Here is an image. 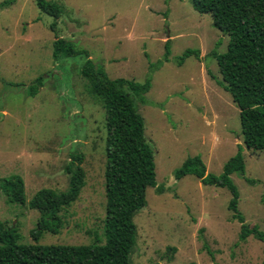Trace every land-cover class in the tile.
I'll return each mask as SVG.
<instances>
[{"label": "rangeland", "instance_id": "rangeland-1", "mask_svg": "<svg viewBox=\"0 0 264 264\" xmlns=\"http://www.w3.org/2000/svg\"><path fill=\"white\" fill-rule=\"evenodd\" d=\"M3 0H0V2ZM60 8L57 19L34 0L0 9V181L19 175L25 204L0 191V220L13 225L19 243L90 244L103 241L105 216V111L86 90L80 74L84 57H52L57 36L86 50L110 78L151 86L143 103L133 101L153 151L156 187L133 217L136 239L131 264H264V242L239 239L241 223L228 209L226 187L202 183L192 174L176 178L188 157L199 155L207 174L218 175L240 152L243 175L232 173L238 210L249 226L264 231V151L242 140L239 109L219 83L212 51L222 53L228 37L209 13L191 0H47ZM168 56L165 58V41ZM198 58L181 60L186 49ZM41 77L34 95L30 86ZM81 154L85 184L61 212L59 233L30 235L39 213L28 202L36 191L68 187L66 165ZM161 191H158V189Z\"/></svg>", "mask_w": 264, "mask_h": 264}, {"label": "trees", "instance_id": "trees-1", "mask_svg": "<svg viewBox=\"0 0 264 264\" xmlns=\"http://www.w3.org/2000/svg\"><path fill=\"white\" fill-rule=\"evenodd\" d=\"M16 0H3L0 9L14 4ZM37 8L45 14L59 17L60 8L55 2L34 0ZM193 8L209 13L212 24L228 37L224 52L212 51L221 75L219 83L229 92L239 109L240 131L243 143L252 150L264 151V0H191ZM55 32L52 57H75L82 55L80 68L86 80V90L103 103L105 111L104 168L105 216L103 241L90 244H38L19 243L16 228L5 226L0 220V264H131L130 254L136 239L134 215L146 205L147 187H156L153 151L144 135V121L135 107L133 96L146 102L145 94L151 86L150 77L144 82L122 77L110 78L97 67L86 50L57 36L55 22L49 25ZM169 39L165 41L167 58ZM190 55L199 56L197 49H186L181 60ZM41 77L28 90L37 92ZM81 154H75L66 167L69 174L68 187L61 192L41 188L28 207L36 209L39 216L30 235L37 241L42 233H59L63 220L60 212L72 204L85 184L84 170L80 164ZM245 163L237 152L223 165L218 175L207 174L199 155L188 157L175 170V177L192 174L202 183L226 187L231 192L228 209L234 219L241 223L239 239L249 235L264 242V231L249 226L238 210V190L230 178L232 173L243 175ZM0 191L9 202L26 203L24 181L21 176H11L0 181ZM158 191H161L159 188ZM159 264V263H155ZM189 264H195L191 262Z\"/></svg>", "mask_w": 264, "mask_h": 264}]
</instances>
